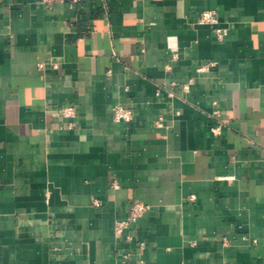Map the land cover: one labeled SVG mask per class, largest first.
Segmentation results:
<instances>
[{
  "label": "crops",
  "instance_id": "crops-1",
  "mask_svg": "<svg viewBox=\"0 0 264 264\" xmlns=\"http://www.w3.org/2000/svg\"><path fill=\"white\" fill-rule=\"evenodd\" d=\"M0 264H264V0H0Z\"/></svg>",
  "mask_w": 264,
  "mask_h": 264
},
{
  "label": "built area",
  "instance_id": "built-area-1",
  "mask_svg": "<svg viewBox=\"0 0 264 264\" xmlns=\"http://www.w3.org/2000/svg\"><path fill=\"white\" fill-rule=\"evenodd\" d=\"M42 3L44 4H50L54 1H67L71 4H75L78 3L81 0H40ZM198 22L201 24H208V25H214L215 31H216V35L222 39L224 36L223 33V29L221 27L218 26L219 23V19H218V14L216 13V11H212V10H207L204 11L203 13H201ZM214 64V63H211ZM210 64V65H211ZM206 66L200 67L199 71L201 70H205ZM185 89H189V84L184 85ZM216 104V102H215ZM113 111V119L115 122H127V121H131L133 119V112L131 109L124 107L123 105L117 104L113 107L112 109ZM61 112L65 115V116H74L75 115V108L74 107H65L61 109ZM214 115L218 116L219 115V110H215L213 112ZM157 125L161 126L162 122L159 119L157 121ZM212 132L214 134H219L221 132V125H215L214 127H212ZM150 206L145 204L144 202L141 201H136L131 205L130 208V214L129 216L121 221H118L116 223L115 226V232L117 235H122L123 232L128 229L130 227V225H132L133 223L137 222L148 210H149Z\"/></svg>",
  "mask_w": 264,
  "mask_h": 264
}]
</instances>
